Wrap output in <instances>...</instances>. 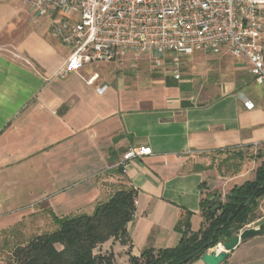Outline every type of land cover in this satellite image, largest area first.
I'll list each match as a JSON object with an SVG mask.
<instances>
[{"label":"crops","instance_id":"obj_1","mask_svg":"<svg viewBox=\"0 0 264 264\" xmlns=\"http://www.w3.org/2000/svg\"><path fill=\"white\" fill-rule=\"evenodd\" d=\"M57 17L0 0V230L36 210L51 219L91 214L126 188L138 200L127 244L110 241L101 249L129 264V248L139 256L145 248L178 246L186 220L193 231L204 224L211 174L199 156L264 144V91L253 75L251 85L239 84L206 62H192L187 78L168 75L152 84L105 62L60 78L70 50L53 32ZM140 146L153 154L126 171L111 168ZM255 214L257 227L264 195ZM221 264H264V235L241 241Z\"/></svg>","mask_w":264,"mask_h":264},{"label":"built area","instance_id":"obj_2","mask_svg":"<svg viewBox=\"0 0 264 264\" xmlns=\"http://www.w3.org/2000/svg\"><path fill=\"white\" fill-rule=\"evenodd\" d=\"M6 1L28 6L38 16L58 15L53 32L70 50L56 73L60 78L89 64L146 55L156 68L173 65L168 74L181 79L182 54L225 47L248 62L264 91V0ZM151 154L150 146L130 148L116 166L126 171L132 160ZM133 201L136 205L137 192Z\"/></svg>","mask_w":264,"mask_h":264},{"label":"trees","instance_id":"obj_3","mask_svg":"<svg viewBox=\"0 0 264 264\" xmlns=\"http://www.w3.org/2000/svg\"><path fill=\"white\" fill-rule=\"evenodd\" d=\"M135 192L126 188L117 190L108 200L98 203L91 214L63 217L52 214L56 228L13 245L4 264H117L113 252L107 255L96 251L111 238L127 235V225L136 212ZM263 195L264 161L253 179L233 186L216 214H209L208 198L212 195L205 198L204 224L199 231H193L186 220L178 246L145 248L139 256L129 249V264H190L201 259L208 249L239 234L254 219Z\"/></svg>","mask_w":264,"mask_h":264},{"label":"rangeland","instance_id":"obj_4","mask_svg":"<svg viewBox=\"0 0 264 264\" xmlns=\"http://www.w3.org/2000/svg\"><path fill=\"white\" fill-rule=\"evenodd\" d=\"M226 49L224 47L218 52L197 49L182 54L180 56L182 62L180 72L183 74V77L181 78L188 77L190 69L194 67L192 62H206L205 64L208 67L212 66L218 70L217 72L220 71V68H222V72L228 71L227 78L234 77L239 84L250 82L251 85L252 74L249 71L248 62L242 58L237 57L236 59V56H233ZM166 62H171V60ZM133 63H136L135 68L131 67ZM103 66H106L110 71H115L116 73L124 71L129 76H139L146 84H152L154 81L164 79L165 76L169 75L168 70L173 68L171 64H166L162 68H156L151 57L146 55L138 57L137 59L129 56L123 60L105 62ZM234 67H240L241 69H234ZM132 70L135 72H131ZM230 72H234L235 74L232 76ZM198 160L206 166L209 174H211L209 186L211 195L214 193L217 195L216 193H219L223 189V194H220L219 198L225 202L226 196L231 190L230 186L241 184L255 177L256 169L264 161V144L259 147L201 155ZM112 167L117 166L114 164ZM253 220L240 232L247 226H254ZM55 228L56 225L47 210H36L24 216L21 222L9 227L6 233L2 232L3 229L0 230V264H4V261L7 260L8 252L13 245L26 243L32 236L54 230ZM110 241L127 244V235L120 238H111L108 242ZM219 245L221 243H218L213 248L216 249ZM99 251L107 255L111 253L105 249H98L96 252ZM114 260L115 263L119 264L115 258Z\"/></svg>","mask_w":264,"mask_h":264},{"label":"water","instance_id":"obj_5","mask_svg":"<svg viewBox=\"0 0 264 264\" xmlns=\"http://www.w3.org/2000/svg\"><path fill=\"white\" fill-rule=\"evenodd\" d=\"M223 206V201L218 195H212L208 198L209 214H216ZM264 235V223L257 227L245 228L242 232L234 235L229 240L223 241L222 250H215V248L208 249L202 256V260L206 264H221L227 257L230 251L234 250L241 241ZM184 261H187L184 260Z\"/></svg>","mask_w":264,"mask_h":264},{"label":"bare ground","instance_id":"obj_6","mask_svg":"<svg viewBox=\"0 0 264 264\" xmlns=\"http://www.w3.org/2000/svg\"><path fill=\"white\" fill-rule=\"evenodd\" d=\"M222 243V242H221ZM220 244V243H219ZM223 249V246H222V244L221 245H219V247L218 248H216L215 250H222Z\"/></svg>","mask_w":264,"mask_h":264}]
</instances>
